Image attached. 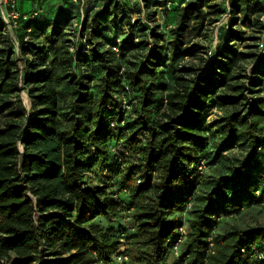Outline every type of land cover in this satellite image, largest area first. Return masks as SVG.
Masks as SVG:
<instances>
[{
    "label": "trees",
    "instance_id": "obj_1",
    "mask_svg": "<svg viewBox=\"0 0 264 264\" xmlns=\"http://www.w3.org/2000/svg\"><path fill=\"white\" fill-rule=\"evenodd\" d=\"M67 1L68 7L52 21L32 13L23 24L18 22V51L0 15V107H8L0 117V264H60L67 260L44 259L74 252L94 253L110 263L121 239L103 243L86 224L108 216L110 210L116 213L120 204L113 196L119 190L129 192V199L120 196L129 207L140 200L135 220L140 229L149 231V248L137 253L144 264H168L183 225H189L185 240L190 241L177 264L184 258L187 264L209 260L211 264H264V228H234L225 231L222 239L210 235L222 217L264 202V176L252 177L260 168L259 149L264 142L258 133L264 120V66L256 69L253 78L242 75L241 64L247 58L260 59L257 53L236 49L246 33L230 31L227 46L216 52L206 72H196L188 81L177 62L199 52L201 45L185 49L186 39L206 38L218 22L215 17L226 14L221 5L211 0L168 2L167 13H176L171 40L158 46L165 40L158 35L150 48L147 28L141 27L135 48L151 50L146 59L131 61L128 51L117 54L113 46L101 45V24L93 21L88 31L87 19L82 31H88L86 38L93 47L88 54H71L59 40L73 27L70 15L79 17L84 12L81 0ZM112 6L110 2L104 12ZM232 7L235 15H245L244 26L249 28L253 12L258 17L254 24L264 29L260 0H239ZM16 9L19 21V0ZM236 18L232 23L237 24ZM52 56L57 67L51 64ZM95 68L106 73V91H120L122 101L108 93L91 107L89 71ZM164 69L173 73L167 84ZM63 83L74 97L67 112L61 108ZM22 90L29 96L30 111L18 100ZM130 97L139 102L131 103ZM124 99L132 104L129 112L123 108ZM216 107L224 111L223 124L217 126L223 135L219 151L243 142L248 152L235 175H215L207 181L211 191L198 195L195 189L202 178L198 154L208 140L202 118ZM118 140L122 148H117ZM130 154L140 163L114 178L115 191L89 182L94 162L103 160L110 167ZM139 174L144 183L135 187ZM191 201L201 203L192 219Z\"/></svg>",
    "mask_w": 264,
    "mask_h": 264
},
{
    "label": "rangeland",
    "instance_id": "obj_2",
    "mask_svg": "<svg viewBox=\"0 0 264 264\" xmlns=\"http://www.w3.org/2000/svg\"><path fill=\"white\" fill-rule=\"evenodd\" d=\"M82 13L79 17L77 14L70 15L74 19V24L71 30H67L66 34L60 38L59 42H65L69 48L70 53L77 56V53H85L92 49V45L88 43L86 38L88 31H91L92 23L96 21L97 25L101 24V30H103V35L100 37L101 45H104L106 49L109 47H114L116 53L121 54L122 51H128L127 59L131 61L141 60L143 57L147 58L151 49L147 51H140L135 48V45L140 43L139 35L141 34L140 28L146 27V33L149 37L148 41L151 44L150 48H153V41L159 35H164V43L160 42L158 46L165 45L171 40L169 31L173 27L176 20V13H167L166 4L168 2H176L179 5L185 0H81ZM212 3L219 4L225 9L226 14L222 17H215L216 24L209 28L208 36L206 38L200 37L194 39L192 36H188L186 39L185 49H191L196 44L201 45V49L196 53H191L190 56H186L177 62V67L179 69H185L181 72V75H185L189 80L194 79V73L204 74L208 64L216 57V52L219 49H224L227 46L228 33L230 31L245 32V40L238 44L236 48L239 52L245 54L257 53L260 55V59L247 58L245 62L241 65L245 72L242 75H247L253 78L255 76L256 69L260 66H264V29H261L259 25L254 24L258 18L255 13L251 12L252 21L247 26L242 24L244 14L235 15L233 12V4L237 3L239 0H211ZM264 4V0H260ZM112 2L113 6L106 13L104 8ZM78 3L76 2L75 5ZM114 4L119 6L115 9ZM184 6V5H182ZM181 6V7H182ZM103 12V13H102ZM237 17V18H236ZM233 18H236L237 24L232 23ZM89 21V30L83 34L82 25L84 20ZM264 21V17L262 18ZM100 26V25H99ZM17 29H12L7 25L6 32L12 39L17 51L18 43L16 38ZM152 33L157 35H152ZM206 33V32H205ZM84 38H82V36ZM82 46H80V42ZM39 41L45 44L44 39H39ZM134 45V46H133ZM122 48L124 50H122ZM159 49V48H158ZM126 53V52H125ZM135 57V58H134ZM51 64L53 67H57L58 63L51 57ZM20 69H23V65H20ZM88 69V68H86ZM202 71H201V70ZM165 70V71H164ZM163 81L164 83H169L172 80V72L164 69ZM162 71V70H161ZM195 71V72H194ZM92 76V80L89 82L88 95L92 99L91 107L95 106V103L100 102L102 97L107 95H112L115 100L122 101L118 93L106 91L105 81L106 73L100 69H92L89 71ZM122 74V73H121ZM105 79V80H104ZM245 81L243 78L241 81ZM59 91L61 93V108L64 111H68L71 102L74 100L71 94V88L63 83ZM133 102H139V99H134L130 97ZM18 100L30 111L31 104L30 99L26 91L22 90ZM125 100V99H124ZM125 100L123 104L127 103ZM16 102V101H15ZM132 107V104H131ZM8 107H0V117L6 114ZM108 108V107H107ZM224 117V111L221 108L216 107L208 110L203 114L204 127L206 133L204 137H208L204 152L198 154L201 158V163L198 167V171L202 178H200V186L195 189L198 195H206V193L211 191V185L208 184V180H212V177L218 175L219 173L235 175L238 171L239 161L242 160L247 155V146L242 143L230 147L228 150L219 151L220 146L218 145L222 141V132L220 128L217 127L222 125L221 119ZM258 133L264 141V120L258 127ZM117 148L120 147L119 144L122 143L121 140L117 142ZM122 148V147H120ZM260 156L258 157L259 167L252 172V177H263L264 176V142L259 149ZM89 156V155H88ZM105 158L101 156V159ZM121 158V161L114 162L112 166L108 167L106 161L98 160L94 162L93 171L89 174V182L92 185H106L109 187V191H115L114 178L120 177L127 173V168L137 167L140 161L133 154ZM93 159V158H91ZM123 159V160H122ZM126 161V162H125ZM128 161V163H127ZM126 163V164H124ZM129 164V165H128ZM139 168L136 172L141 171ZM88 179V178H87ZM119 179V178H118ZM141 179L144 183V179L140 174L135 179L134 186H137V180ZM142 185V184H140ZM138 187V186H137ZM129 193V192H128ZM123 194L129 199V194ZM134 204L129 207H122L118 209L116 213L110 210L108 216H100L96 219L88 222L86 226L90 227L92 232L96 237H100L103 243L106 241H114L121 239L120 246L130 253V263L129 264H144L145 261L137 259V253L139 251L145 252L149 248V231L145 229H140L135 220V213L139 209L140 200H133ZM194 202V203H193ZM193 203V204H192ZM201 203L199 201H191L188 206L190 211V218H193V212L199 207ZM186 226V231L189 232V225ZM261 227L264 228V202H257L249 208H245L240 212H235L226 217H222L215 228L211 231V236L213 239H222L225 231L238 228L241 230H247L252 228ZM190 239L186 241L184 239L183 243H180L178 249V255L175 253H170L167 257L168 264H177V259H179L183 252L188 248ZM66 259L67 262L60 264H106L98 259V256L94 253H78L74 252L71 254H65L62 256L47 257L44 260H57ZM186 258H184L181 264H187ZM36 264H44L42 261ZM207 264H211L209 260Z\"/></svg>",
    "mask_w": 264,
    "mask_h": 264
},
{
    "label": "built area",
    "instance_id": "obj_3",
    "mask_svg": "<svg viewBox=\"0 0 264 264\" xmlns=\"http://www.w3.org/2000/svg\"><path fill=\"white\" fill-rule=\"evenodd\" d=\"M17 7V0H0V15L2 20L6 23V26L8 25L12 29H15L18 27V19H19V13L16 9ZM127 102V101H126ZM123 108L126 112H129L131 110V104L130 103H125L123 104ZM142 180L138 179L137 180V186H139ZM127 190H119L116 192V194L113 196V198L120 204V207L118 209H121L122 207H127L125 203H122L120 196L122 194H126ZM188 231H186V226L183 225L179 229V234L180 237L176 241L174 248H173V253L178 255V249L180 243H183L185 239V235L187 234ZM259 257V253H257ZM105 258V256H104ZM261 258V257H259ZM101 262H104L101 260ZM130 263V256L127 253V251L121 247H119L118 251H116L112 255V261L107 264H129Z\"/></svg>",
    "mask_w": 264,
    "mask_h": 264
},
{
    "label": "crops",
    "instance_id": "obj_4",
    "mask_svg": "<svg viewBox=\"0 0 264 264\" xmlns=\"http://www.w3.org/2000/svg\"><path fill=\"white\" fill-rule=\"evenodd\" d=\"M67 0H19V23L23 24L30 14L44 17L48 21L54 20L58 14L68 7Z\"/></svg>",
    "mask_w": 264,
    "mask_h": 264
}]
</instances>
